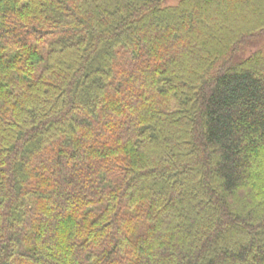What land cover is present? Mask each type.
<instances>
[{"label": "trees", "instance_id": "trees-1", "mask_svg": "<svg viewBox=\"0 0 264 264\" xmlns=\"http://www.w3.org/2000/svg\"><path fill=\"white\" fill-rule=\"evenodd\" d=\"M0 0V264H264V0Z\"/></svg>", "mask_w": 264, "mask_h": 264}, {"label": "rangeland", "instance_id": "rangeland-1", "mask_svg": "<svg viewBox=\"0 0 264 264\" xmlns=\"http://www.w3.org/2000/svg\"><path fill=\"white\" fill-rule=\"evenodd\" d=\"M179 2L180 0H166L163 3V7L175 6ZM259 49H264V32L260 33L257 35V37L249 41L234 57L233 62H240L241 60L248 58L252 53Z\"/></svg>", "mask_w": 264, "mask_h": 264}]
</instances>
